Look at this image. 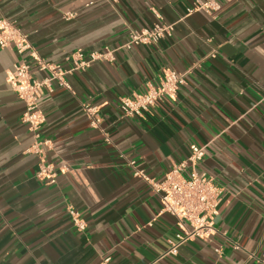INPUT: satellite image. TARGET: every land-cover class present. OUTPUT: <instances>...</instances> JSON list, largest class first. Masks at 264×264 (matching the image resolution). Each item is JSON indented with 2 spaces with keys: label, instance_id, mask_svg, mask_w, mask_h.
I'll return each instance as SVG.
<instances>
[{
  "label": "crops",
  "instance_id": "crops-1",
  "mask_svg": "<svg viewBox=\"0 0 264 264\" xmlns=\"http://www.w3.org/2000/svg\"><path fill=\"white\" fill-rule=\"evenodd\" d=\"M193 3L0 0V19L65 71L78 50L116 49L131 29L173 24L157 44L120 49L112 62L65 74L69 89L56 80L43 87L38 136L48 141L52 184L37 177L40 158L27 153L36 139L7 83L20 59L35 80L51 74L28 53L0 48V264H264V0H219L214 15L191 11ZM163 70L184 74L176 100L124 117L120 100L158 86ZM85 105L98 108V128ZM191 145H207L199 170L222 190L217 232L168 254L177 222L161 213L159 197L129 162L159 182ZM69 206L84 231L73 226Z\"/></svg>",
  "mask_w": 264,
  "mask_h": 264
},
{
  "label": "built area",
  "instance_id": "built-area-1",
  "mask_svg": "<svg viewBox=\"0 0 264 264\" xmlns=\"http://www.w3.org/2000/svg\"><path fill=\"white\" fill-rule=\"evenodd\" d=\"M193 1L191 11L214 15L220 9L219 0ZM68 17H72V14H67L66 18ZM172 32L173 24L163 23H156L151 28L131 29L126 43L116 49L104 48V50L89 53L78 50L72 53L66 60L71 61L73 66L69 71H65L54 64L45 63L15 23L0 19V48L13 47L19 55L28 53L30 58L37 63L39 70H47L51 74L50 79L35 80L31 76L29 65L21 59L7 74V83L25 105L21 121L28 125L36 139L27 153L37 154L40 158L37 172L39 179L47 180L52 184L56 177L53 166L47 164L43 158L42 146H47L48 141L40 142L38 136V130L45 121L44 114L39 109L43 87L51 80H56L61 86L69 89L64 81L65 74L83 71L95 62H112L116 51L131 50L140 45L157 44L160 40L171 37ZM184 84V74L163 70L158 86H148L143 94H135L132 98L120 100L119 108L122 115L124 117H142L145 113H149L158 102L175 101L179 88ZM83 112L92 128L100 126L101 118L97 107L85 105ZM206 149L207 145H191L188 158L173 164L159 182H154L135 168L134 161L129 162V165L134 169V177L144 180L159 197L161 213L170 215L177 222L178 232L175 235V243L172 244L168 254H176L177 248L190 240L206 238L217 232L215 225L219 219L218 205L222 190L205 172L199 170ZM66 211L73 226L78 231H84L86 224L79 213L71 206L67 207ZM109 260V258H105L103 264H108Z\"/></svg>",
  "mask_w": 264,
  "mask_h": 264
}]
</instances>
